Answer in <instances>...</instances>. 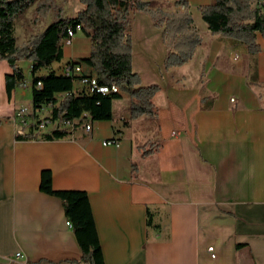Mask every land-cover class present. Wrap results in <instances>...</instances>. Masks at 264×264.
Wrapping results in <instances>:
<instances>
[{"label":"crops","instance_id":"1","mask_svg":"<svg viewBox=\"0 0 264 264\" xmlns=\"http://www.w3.org/2000/svg\"><path fill=\"white\" fill-rule=\"evenodd\" d=\"M144 1L173 11L174 0ZM186 1L201 41L187 64L166 71L161 30L129 13L131 70L141 87L158 88L150 113L131 120L132 100L118 92L111 119L90 120L89 132L15 140L25 129L11 116L30 105V91L6 92L11 69L0 60V264L79 261L59 199L39 191L42 171L51 190L86 193L103 264H264V41L255 34L260 51L249 56L209 34L198 8L210 0ZM79 34L52 70L87 57ZM16 65L30 77V63ZM112 138L117 147L101 145Z\"/></svg>","mask_w":264,"mask_h":264},{"label":"trees","instance_id":"2","mask_svg":"<svg viewBox=\"0 0 264 264\" xmlns=\"http://www.w3.org/2000/svg\"><path fill=\"white\" fill-rule=\"evenodd\" d=\"M77 1L81 9L69 18L62 16V9L52 0H0V60L5 61L11 69V74L5 76L6 92L13 90L15 83L23 78L16 63L25 61L30 63L31 107L35 109L51 104L52 120L71 121L82 113L87 114L89 122L110 120L111 102L118 99V92L132 100L129 120L150 113L151 99L158 88L154 85L141 87L138 76L131 70L129 13L138 12L148 16L153 26L161 30V42L167 52L163 62V70L166 71L187 64L201 41L192 26L187 1L174 0L171 12L150 8L144 0ZM33 4L32 24L39 22L48 12H52L53 20L39 33L30 35L25 42L16 45L13 22ZM198 12L211 36L243 45L249 56L259 53L255 34L258 33L264 41V0H210L208 4L200 6ZM75 25L80 26V33L89 40V53L78 62L68 63L78 64L81 69L83 65L90 67L101 84L114 85L117 93L98 98L68 94L56 100L57 95L71 92L72 80L57 75L50 65L61 59L60 41L66 36V30ZM40 70H46V74L36 75ZM37 82L40 88H35ZM203 100L201 96V102ZM69 134L65 130H52L38 136L51 141ZM34 137L27 132L17 134L15 140ZM139 150L144 158L152 153L153 148L149 145L148 150H145V146ZM134 169L135 166L131 165V172ZM39 191L59 199L64 218L69 222L79 247L77 264H103L86 193L51 190L48 171L40 173ZM146 224H149L148 218Z\"/></svg>","mask_w":264,"mask_h":264},{"label":"built area","instance_id":"3","mask_svg":"<svg viewBox=\"0 0 264 264\" xmlns=\"http://www.w3.org/2000/svg\"><path fill=\"white\" fill-rule=\"evenodd\" d=\"M80 32V26L75 25L66 30V36L60 41V45L69 46L73 41L76 33ZM57 75L71 78L72 90L70 93H63L56 96V100L68 94H78L87 97H102L109 94L117 93L118 90L114 85L101 84L98 78L91 74L83 73L78 64L64 63L59 68L54 69ZM31 88L30 78H22L15 83L14 89L21 91ZM35 88H40V83L35 84ZM51 104L41 105L38 108H32L30 105H22L16 108L11 116L13 122H17L19 126L25 129V133L30 132L33 135H42L51 132L52 130H65L71 132L75 127H81L85 132L90 131L89 118L86 113L71 121H59L51 119ZM102 146L117 147L118 142L115 139H109L101 142ZM64 226L70 228V224L65 220ZM206 252L211 259L214 258L212 247H208ZM20 254H15V259H21Z\"/></svg>","mask_w":264,"mask_h":264},{"label":"rangeland","instance_id":"4","mask_svg":"<svg viewBox=\"0 0 264 264\" xmlns=\"http://www.w3.org/2000/svg\"><path fill=\"white\" fill-rule=\"evenodd\" d=\"M52 1L56 6L62 9V16L64 17L72 18L76 15L77 11L81 9V5L78 3L77 0ZM34 7L35 4L31 5L20 18L16 19L14 23V37L16 39L17 45H20L21 43L25 42L28 39L27 37H29L30 35L39 33L48 23L53 20L52 12H48L43 18L40 19L39 22H37L36 24H32L31 20ZM76 34H78L77 36H81L79 32ZM22 69L24 70V72H26L25 66H22ZM28 98L26 100H28ZM28 102L29 101H26L24 105L27 106Z\"/></svg>","mask_w":264,"mask_h":264}]
</instances>
